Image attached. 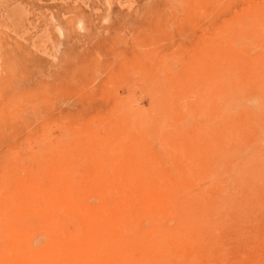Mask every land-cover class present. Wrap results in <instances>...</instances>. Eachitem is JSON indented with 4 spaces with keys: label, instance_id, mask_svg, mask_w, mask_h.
Instances as JSON below:
<instances>
[{
    "label": "rangeland",
    "instance_id": "rangeland-1",
    "mask_svg": "<svg viewBox=\"0 0 264 264\" xmlns=\"http://www.w3.org/2000/svg\"><path fill=\"white\" fill-rule=\"evenodd\" d=\"M57 263L264 264V0H0V264Z\"/></svg>",
    "mask_w": 264,
    "mask_h": 264
},
{
    "label": "bare ground",
    "instance_id": "bare-ground-1",
    "mask_svg": "<svg viewBox=\"0 0 264 264\" xmlns=\"http://www.w3.org/2000/svg\"><path fill=\"white\" fill-rule=\"evenodd\" d=\"M171 6V5H170ZM215 19V18H214ZM148 29V28H147ZM172 31V30H171ZM222 34H224V33H222ZM221 38V37H220ZM228 39V38H227ZM229 40V39H228ZM174 53V52H173ZM172 55V54H171ZM102 126V125H101ZM223 193H224V196H227V190L225 189H223ZM117 258H119V255H117ZM117 263V262H116ZM116 263H113V264H116ZM57 264H59V263H57ZM118 264H120V263H118Z\"/></svg>",
    "mask_w": 264,
    "mask_h": 264
}]
</instances>
